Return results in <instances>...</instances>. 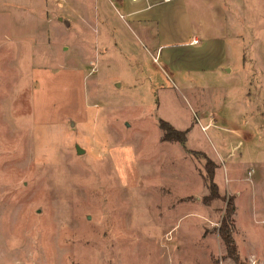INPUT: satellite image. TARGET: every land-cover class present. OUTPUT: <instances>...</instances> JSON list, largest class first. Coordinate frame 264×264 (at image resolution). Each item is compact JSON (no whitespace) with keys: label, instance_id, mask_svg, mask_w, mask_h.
<instances>
[{"label":"rangeland","instance_id":"rangeland-1","mask_svg":"<svg viewBox=\"0 0 264 264\" xmlns=\"http://www.w3.org/2000/svg\"><path fill=\"white\" fill-rule=\"evenodd\" d=\"M235 1L211 0L217 15L205 1L197 34L166 36L181 20L130 13L144 0H0V264H234L216 231L226 203H203L205 159L185 150H229L233 122L249 139L214 181L234 197L239 256L264 264V0ZM165 54L219 75L186 72L182 93ZM208 110L226 121L162 141L159 118L183 129Z\"/></svg>","mask_w":264,"mask_h":264},{"label":"crops","instance_id":"crops-1","mask_svg":"<svg viewBox=\"0 0 264 264\" xmlns=\"http://www.w3.org/2000/svg\"><path fill=\"white\" fill-rule=\"evenodd\" d=\"M121 2H123V0H120ZM146 2V4L144 5H139L136 8L132 9V11L130 13H135L136 14H141L146 10L149 9H156L158 8L156 14H158V16H154L158 20L157 22H161L162 18H167V19H171L172 17H178L181 21H179L178 25H175L172 23V20H167L166 23V36H172L173 34L178 35V34H183V35H187L188 33H193V29L196 30V32H194L195 34H197V32L200 29V26H198L199 20L196 16V14L198 13V10H200V12H202V8L203 5L206 1V3H209V7H210V12L212 15H217L219 14L217 11V7L214 6L212 7L210 1L211 0H144ZM220 1V0H217ZM225 1V0H223ZM228 2L231 3H235V0H226ZM219 3V2H218ZM233 6V5H231ZM236 8V7H235ZM215 9V10H214ZM217 10V11H216ZM195 15L197 18L196 21V26L192 25L191 23V19L192 15ZM194 13V14H193ZM154 15V14H153ZM196 27V28H195ZM192 28V29H191ZM145 31L147 32V30L145 29ZM165 31H163V33L165 34ZM161 32V30H160ZM162 33V34H163ZM150 39L153 38L154 36V32L153 35H151L150 33H148ZM212 39V38H211ZM185 46H193V45H199L200 44V40L198 39V36H192L191 38H189L188 40L186 39V42L184 43ZM160 50V51H159ZM163 49L161 48V45H158L157 48L155 49V54H153L152 52V56L154 57V61H158L157 57L158 55H162V51ZM165 58V63L161 64V69L163 70V72L169 76V78L174 79L176 83V85L178 86L179 90L182 91L183 90L185 92H188V90H190V87H188L187 85H191V82H187V76H184V73L188 72L189 74L192 73H198V74H202L204 75V72H212L215 73L217 75H219V69L217 67V64H210L207 62V60L205 59H194V60H190V62H180L179 59H174L173 58V54L172 55H168L165 54L164 55ZM212 67V68H211ZM225 73L227 74V76H229L228 74L231 73V68L229 67H225L224 68ZM228 78V77H227ZM173 81V80H172ZM182 86V87H180ZM180 91V92H181ZM225 99H230L229 96H231L233 89L231 87H227L225 90ZM243 93V92H242ZM250 94L249 92H244L243 96L240 98V104H237L240 107H243L244 105L249 106L250 104ZM235 108V106L233 107ZM197 109H199L197 107ZM259 110H257V112H259L263 117H264V101L261 102L260 104V108H258ZM195 114H197V112H195ZM201 115V116H200ZM198 115V119L197 116H195V121L193 119H190L187 127H184L183 129H179L176 128L173 124H170L178 129V130H187V133L189 131V129L193 126L194 123H196L198 121L199 123V118H200V128L203 131H207L208 129L212 128V127H216L217 125V121H220L221 123H223L224 121H226V119L220 115L218 112L213 111V110H208L207 113H205V111H202V113ZM223 129H225V131H227L229 133V139H232V142H234L235 140H237L238 142L236 144L232 143V145L229 147V150L227 149L226 151L224 149H221V146L216 145V147L214 148V152L212 153H206L203 151H199V152H203L207 157H209L212 161L215 162L216 167L219 165L217 162H220V164H222V169H226V161L229 158H233L232 154V150L237 148L238 145H240L241 141L239 138H242L244 140H248L249 138V133L246 132L245 128H241L240 126H238L236 124V122H233L232 124H229V126L223 125L221 126ZM186 141H187V134H186ZM231 142V140H230ZM186 143V142H185ZM219 145H221V143H219ZM228 147V146H227ZM188 151H198V150H193V149H185ZM215 153V154H214ZM213 155H216L217 158H214ZM241 161L242 157H236V159L233 160H238ZM263 163L262 159L257 160L254 164H256V166L260 165ZM215 167V169H216ZM227 170V169H226ZM250 171V175L246 176L245 179H248L252 172L253 169L250 168L247 170V172ZM214 176H215V170H214ZM251 180V179H250ZM217 184V183H216ZM218 186V185H217ZM219 189V187H218Z\"/></svg>","mask_w":264,"mask_h":264},{"label":"trees","instance_id":"trees-1","mask_svg":"<svg viewBox=\"0 0 264 264\" xmlns=\"http://www.w3.org/2000/svg\"><path fill=\"white\" fill-rule=\"evenodd\" d=\"M158 126L161 129L162 141L168 142H177L181 145H185L187 130H178L174 128L168 121L161 118L158 119ZM194 154H199L205 159L203 173V179L205 181L206 187L208 189V194H206L202 201L204 204H209L214 199H222L225 201L224 214L221 217L219 226L216 231L222 240L225 250L226 257L234 261V264H248L245 260L241 259L237 252V247L233 238V229H234V218L233 214L235 211L233 196H221L217 184L214 181V170L216 164L209 157H207L203 152H194Z\"/></svg>","mask_w":264,"mask_h":264},{"label":"water","instance_id":"water-1","mask_svg":"<svg viewBox=\"0 0 264 264\" xmlns=\"http://www.w3.org/2000/svg\"><path fill=\"white\" fill-rule=\"evenodd\" d=\"M76 149H77L78 152H81V150H82V149L79 148L78 146H76Z\"/></svg>","mask_w":264,"mask_h":264},{"label":"built area","instance_id":"built-area-1","mask_svg":"<svg viewBox=\"0 0 264 264\" xmlns=\"http://www.w3.org/2000/svg\"><path fill=\"white\" fill-rule=\"evenodd\" d=\"M247 175H248V176L250 175V171L247 172Z\"/></svg>","mask_w":264,"mask_h":264}]
</instances>
